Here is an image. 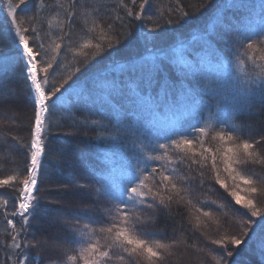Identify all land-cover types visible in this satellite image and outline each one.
Wrapping results in <instances>:
<instances>
[{"label":"snow or ice","instance_id":"1","mask_svg":"<svg viewBox=\"0 0 264 264\" xmlns=\"http://www.w3.org/2000/svg\"><path fill=\"white\" fill-rule=\"evenodd\" d=\"M89 132L93 166L54 182L53 137ZM247 253L264 264V0H0V264Z\"/></svg>","mask_w":264,"mask_h":264},{"label":"trees","instance_id":"2","mask_svg":"<svg viewBox=\"0 0 264 264\" xmlns=\"http://www.w3.org/2000/svg\"><path fill=\"white\" fill-rule=\"evenodd\" d=\"M162 6L167 7L168 0H160ZM199 23V19H193L190 24L184 29H180L176 33H170L162 38V43L167 42L172 36H179L180 32H184L187 36L188 33ZM190 38V37H189ZM61 123L65 125L64 131H71L67 127L68 122L61 119ZM94 133L89 132L87 137L84 136H71V135H57L53 137V153L59 151L60 149L65 150V155L67 157V162L73 165L72 168L64 167L63 172H58L57 163L55 159H51L48 162V168L50 170V176L52 180L56 183H64L69 178V172L77 171L82 172L85 168L93 166L95 157L93 156V144L91 142V137ZM43 221L41 220L36 227L38 228ZM257 259L251 253L245 254L243 260L247 261L248 264H255ZM243 264V262H242Z\"/></svg>","mask_w":264,"mask_h":264}]
</instances>
